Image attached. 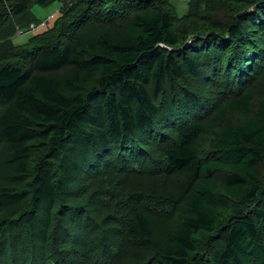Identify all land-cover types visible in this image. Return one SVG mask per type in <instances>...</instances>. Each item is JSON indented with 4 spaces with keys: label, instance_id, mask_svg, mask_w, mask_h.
Instances as JSON below:
<instances>
[{
    "label": "trees",
    "instance_id": "1",
    "mask_svg": "<svg viewBox=\"0 0 264 264\" xmlns=\"http://www.w3.org/2000/svg\"><path fill=\"white\" fill-rule=\"evenodd\" d=\"M0 264H264V0H0Z\"/></svg>",
    "mask_w": 264,
    "mask_h": 264
},
{
    "label": "rangeland",
    "instance_id": "2",
    "mask_svg": "<svg viewBox=\"0 0 264 264\" xmlns=\"http://www.w3.org/2000/svg\"><path fill=\"white\" fill-rule=\"evenodd\" d=\"M189 0H176L178 9L180 14L183 15L187 11ZM61 8L60 2H55L54 4L50 5L49 7L43 8L37 5H32V11L40 18L41 21L46 22L49 26L54 23V19L58 16ZM38 27L36 24L32 25V27L27 31H20L16 33V36L13 38V41L16 44H24L28 41V39L36 34L44 31L47 26Z\"/></svg>",
    "mask_w": 264,
    "mask_h": 264
}]
</instances>
